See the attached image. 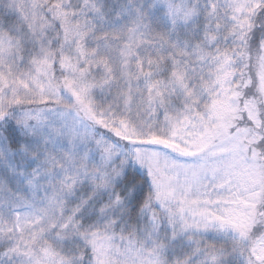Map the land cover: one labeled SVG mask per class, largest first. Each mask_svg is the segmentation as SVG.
<instances>
[{
  "label": "snow or ice",
  "instance_id": "6c2138e0",
  "mask_svg": "<svg viewBox=\"0 0 264 264\" xmlns=\"http://www.w3.org/2000/svg\"><path fill=\"white\" fill-rule=\"evenodd\" d=\"M0 264H264V0H0Z\"/></svg>",
  "mask_w": 264,
  "mask_h": 264
}]
</instances>
